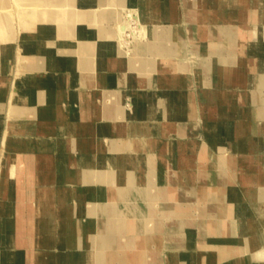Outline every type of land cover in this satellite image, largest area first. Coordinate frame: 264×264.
<instances>
[{
	"label": "bare ground",
	"instance_id": "1",
	"mask_svg": "<svg viewBox=\"0 0 264 264\" xmlns=\"http://www.w3.org/2000/svg\"><path fill=\"white\" fill-rule=\"evenodd\" d=\"M34 1H40L44 6H46L47 2L50 3V5L42 10L30 8L24 10V12H20V22L31 18V20H35V22L41 24L32 27L37 28L36 33L33 32L34 34H27L21 38L19 51L21 53L23 51L30 52L27 47L34 42L33 45L36 50L34 55H31L33 57L32 60H34V68L36 69V84L34 86L41 102L47 101V92L48 89L51 88H57L58 95L62 98L61 88L67 85L68 82V75L64 71L65 62L63 58L59 59L55 57L53 68L50 58L47 61L37 56V53L40 51L47 52V50H44L43 44L46 45L45 40L48 35H51L53 30L57 32L61 38L65 36L72 38V42L69 44H63L62 42L56 43L54 45V50L60 49L63 51L68 48L71 53V66L76 67L78 62L76 55H79L81 58L80 61L82 60V62L92 70L84 74L83 77L85 82L97 78V80H100L101 84H107L108 90H110L112 87L110 89L109 87L112 85L109 81L115 78L114 81L116 85L118 84L121 87V91L125 90L136 96L134 113H129V111L118 105L120 97L118 92L115 91V89H111L108 92L109 99L107 108L111 111H116L115 113L117 114L123 113L124 116L133 118V121L126 125L130 135L126 134L118 138L119 142L125 145L126 143L128 144V138L131 135V140L133 139L132 137H134L133 146H124L125 148L130 147L132 149V154H129L125 160L123 158L127 166V171H123V169L117 166V157L112 153L108 156L106 169L102 167L92 168L93 172L90 173V175L97 172L104 176L99 186V191H102L107 198L106 200H100L96 204L95 201L90 198L82 199L89 209H93V214L94 211H96L94 215L98 216L94 226L87 219H84L86 225H83L82 218L80 219L79 217L77 219V226H79L76 227L77 232L80 231L83 238H87V243L89 245L92 242L91 240L94 242L92 247L87 249L84 264H93L95 261L99 264H141L146 255L143 239L147 238V235L145 238L144 236L142 237V235L147 231L146 229L149 228L157 232V235H149V242L146 239L147 246L150 242L152 243L155 241L157 243V241H159L158 236L162 228L169 229L167 232L169 234L168 236L172 237L170 239L174 242L181 239V236H185L188 242L187 245H192L191 242L195 238L194 234H192L193 230L190 229L188 225H185L186 222L193 224V219L190 218L191 215L188 214V209L177 207L173 202L174 199L170 200V202H166L159 201L156 195L149 197L147 182L143 185L141 184L142 186H139L138 190H133L129 187L141 172L145 173L144 169L140 167V161L138 162V160H148V162H150V153L153 155L157 153L155 151V143L150 134L151 130L156 129L157 123L154 120L163 121L162 124L165 125L163 129L168 130L169 123L166 122V120H168L169 117H183L186 113H191V109H188L187 104V100L190 99L189 93L191 90L188 87L186 90L183 88L191 83L189 82L190 77H192L193 80L192 85H201L199 93L201 104L208 103V106L213 105L218 111L220 131L226 134L228 138V147L232 148L235 140L246 138V131L239 125H236V121L237 117L241 114L248 119H252L250 114L251 109L249 110L250 107L248 105L249 102H247L248 97L255 98L258 102L254 106L255 111L264 110V0H185L183 3L185 8L184 16L189 23H191L190 26L194 27L192 35L193 42H187L186 47L190 48L189 46L191 45L190 50L192 53H198L200 55L199 58H195L193 63H191L192 61H190V59L180 57L172 61V55L168 54L169 49L174 50L175 47L179 44L182 45L183 42L181 36L178 35L175 30H172L174 26H176L175 23L180 19L178 12L179 0H83L82 3L86 6L100 3L103 5L110 4V6L111 4H118L119 6L130 5L135 8L141 21V30L143 34L141 35L142 39H137L136 37L135 41H133L134 44L130 43L133 46L129 49L124 48L125 40L123 39L125 34L124 28L128 26L126 24L128 22H125L126 20H121V16L123 17V15H116L117 12L115 13L110 9H106L108 6L99 12H92L93 14L89 19V14H86L85 10L82 12L77 11V9L74 11V8H70L72 10L68 8L69 10H65V12L62 13L57 9V6L60 5H73L77 0H30V3L26 5L33 6ZM202 1L204 2L202 3ZM82 8L84 9L85 7ZM82 8L79 7L78 10ZM89 9L91 10L90 7ZM11 18L12 15L10 14L5 15V17H0V58L2 59V68L0 71V101L1 96H3L6 91V82L9 77L2 73L10 69V45L13 40L9 25ZM87 19L92 22H94L95 19L108 22L102 29V35L107 41L96 43L84 40V36L86 35H98V31L93 28V25L90 23L87 24ZM198 22L199 26L197 25ZM79 23H83L84 26L80 24L79 27ZM149 23H151L152 26L155 24L156 28H158V26L160 27V24L167 23V25H170V29L164 32L159 29L152 31L156 32L157 35L154 36L156 40L153 44L150 41L146 42L144 40L146 36L149 38V34L151 33L147 27ZM202 33H204L203 36L207 43L206 53H203L200 48L202 39L199 38V35ZM36 36L38 40L35 39ZM166 38L169 39L166 40ZM5 41L9 43H5ZM109 42H111V44ZM160 43H163L161 44V46H164L163 49L160 48ZM157 54L159 57L164 56V60L161 61H164L162 63H167L164 65L167 70L161 69V62H158L160 60H158ZM29 56L30 55L23 57L29 58ZM218 63L221 65L229 64V66H234L217 68L216 65ZM26 69L27 68H24V74L20 78L16 76L15 80H13L15 86L21 87L30 82L29 80L31 78L25 73ZM194 72L195 78L192 76ZM214 74H220L224 82L218 81L220 90L213 93L204 89L202 86L211 87L214 84ZM235 84H237L236 87L240 85V89L239 91L238 89H232L235 92V96H232V90L226 86L230 87ZM173 86L174 88L170 90L169 87ZM29 87L31 88L30 85ZM19 90L17 92L15 88L10 94V115L13 113H19L21 115L26 114V105L24 102L30 100V95L23 91L19 92ZM221 99H226V101ZM205 108H207V106ZM196 113L199 119L207 118L204 114L200 116V109H197ZM40 120L43 123H47L45 115H42ZM12 127L14 130L19 128L20 125H13ZM259 139L261 140L260 143L263 144L264 135H261ZM253 142L255 141L251 140V146H254ZM28 147L31 148V146ZM47 148L48 146L42 145L38 150L46 159L48 166H46L47 169L44 168L43 172L39 170V174L44 177V181L46 182H43L38 187L37 198H32L34 200V215L31 220L29 217V221H27L32 225V229L28 232L27 236H19V234H15L14 231H8L6 232V241L0 242L2 246H0V255H2L3 252L5 256H9L7 258L9 260L8 264L76 263V261L71 259L73 252L68 250L67 241L64 240L63 230L65 223L62 224V222L67 211L66 207H64L66 203L64 204V201L61 200L57 205H54L52 200L48 198V195H50L55 188L52 189V186L50 188L48 184H46L47 181H49L48 175L52 173V161L45 155L48 154L46 151ZM171 148H173L175 152V160L177 162L179 161V167L175 168L176 171L173 175H165L164 172H159V180L164 182L166 186L168 185L170 190H172L173 187L170 182L175 183L184 173L187 177L193 178L195 173V171L192 170V162L189 160V156L179 151L175 146H171ZM94 149L95 148L91 146L87 148L88 152L91 151L95 154ZM259 149L260 153H258L257 157L262 163H260L261 169L264 170V148L260 147ZM252 155L255 156L254 153ZM205 157L206 154L204 152L202 158ZM4 160H10V156L5 150L2 151V156L0 158V187L2 185V176L5 177L6 174L4 171ZM79 160L83 161L84 159L80 156ZM182 160L184 163L180 164ZM190 169L192 170L191 172L189 171ZM27 171L30 172L29 167H27ZM7 174L10 175L9 178H11L12 181H16L15 178L19 174L18 168L15 165L8 166ZM222 175V171L220 170L219 173H217L220 180H222ZM124 180H126V182ZM244 180L248 190H250V188L257 191L260 190L261 184L257 176L248 175ZM184 188L188 190L190 195L193 193V188L188 184L181 187L182 190H184ZM2 193L3 191L0 189V198ZM127 194L132 198L133 196L138 198V203L140 205L138 212H133L127 204L128 200L124 199V196ZM183 194V192L176 191L175 195L177 196V202L178 199L184 198ZM238 196L242 197L241 194ZM247 197L252 200L254 199L251 194ZM143 201L146 203L143 204ZM76 204L77 202L75 200L73 206L74 209L79 212V207H77ZM243 206L244 204L237 203L235 207V209L237 208V210H235L236 214H234L236 218L240 216L241 210L243 211ZM256 208H258L259 211V204ZM156 209L161 212V217L156 215ZM260 210L264 214V210H262V208ZM54 211L58 212L57 218L60 222L57 228L61 229V231H58V233L55 232V234L51 232L50 228L53 220L51 214ZM174 213L177 215V218L174 217ZM237 213H239V215ZM127 216L132 219V223H134L133 226L131 225L129 227L130 237L126 236L123 231L124 226L127 225V223L124 224L125 221L123 222V219ZM166 217L169 222H165ZM9 222V225L7 224L8 222H6V224L11 226V220ZM215 227H217L215 231L218 233V237H221L219 239L222 242L234 240L236 243H240V247L241 244L245 245V242H247V239L244 238L245 236L243 237L241 229L244 228V225L242 223L237 224V221L232 218L230 220L226 219L224 214L219 216V221ZM256 227L254 223L253 227L250 224L248 228H250V231L256 232ZM75 233L72 232L73 235H75ZM230 233L233 235L231 236L232 238L229 235ZM17 237H19V239ZM261 237L258 235L257 237L252 236L248 243L255 245L263 239ZM53 245L55 247H53ZM174 245L176 246V244ZM188 255L192 260V264H196L192 257L193 252H190ZM59 257L61 259L60 261L58 259ZM233 264L238 263L236 261Z\"/></svg>",
	"mask_w": 264,
	"mask_h": 264
},
{
	"label": "crops",
	"instance_id": "2",
	"mask_svg": "<svg viewBox=\"0 0 264 264\" xmlns=\"http://www.w3.org/2000/svg\"><path fill=\"white\" fill-rule=\"evenodd\" d=\"M82 1L83 0H77L76 3L81 5ZM184 1L185 0L178 1V12L180 16L178 30L185 34L189 42L192 31L190 29L191 23H189L184 16ZM203 2L204 1H202V3ZM49 5L50 3L47 2L45 7L47 8ZM92 6H94V12H98L103 8V4L100 3ZM57 9L64 13L65 10H67V7L57 6ZM16 18L17 17L15 16V19ZM11 21L13 22V20ZM17 22L19 30L15 29L16 26L14 28L12 25L13 31H11V36H13V40L10 45V74L6 82V91L3 96H1L0 101V158L2 156V151L4 150L10 156V160H4V171L6 174L5 177L2 176V185L0 187L3 191L0 198V242L6 241V232L8 231H14L15 234L21 231L25 232V234L27 233V235L28 232L31 231L32 225L27 222L29 221V218L24 219L26 220L24 221V225L20 222V220L23 222V215H29V208L24 206L21 209L22 211H17L16 209L18 208V205L14 204L16 210L15 213L20 214L21 217H19L20 215L17 216L18 214L16 215L13 213V215L12 212H7V209L10 206H8L7 200L20 199L22 202L26 203L28 199L32 200V198H37L38 187L43 182H46L44 181V177L39 174V170H41V168L47 169L46 166H48L46 159L42 156L40 151L38 152V150L42 145L48 146L46 150L48 154L45 155H47L49 160L52 161V173L48 175L49 181H47L46 184H48L50 188L52 186V189L55 188L54 191L52 190L53 192L48 195V198L52 200L54 205H57L61 200L64 201V204L66 203L64 207H66L67 211L62 222V224L65 223L64 230L62 229L64 231V240L67 241L68 250L73 252L71 259L76 261L74 264H84L87 249L91 248L94 242L91 240L92 242L89 245L87 243V238H83L80 231L77 232L76 227H79L77 226V219L79 217L80 219L82 218L83 225H86L84 219H87L94 226L98 216L94 215L96 211H94L93 214V209H89L82 199L90 198L95 201L96 204L100 200H106L107 198L102 191H99V186L104 176L97 172H94L93 175H90V173H92L95 168L102 167L106 169V163L108 162L107 160L110 153L116 155L117 166L120 169H123V171H127V166L125 165L124 160L125 158L127 159L129 154H132V149L130 147L125 148L124 146H133L132 143L134 137H132L133 139L131 140V135L128 138V144L126 143L125 145L119 142L118 138L119 136H125L126 134L130 135L126 125H128L129 122H132L133 118L126 117L123 113L117 114L115 113L116 111H111L107 108V102L109 99L108 92L111 89H115V91L118 92V95L121 93V87L118 84L116 85L114 77V80L112 79L109 81L112 85L109 87V89L112 87L110 90H108L107 84H101L100 80H97V78L85 82L83 77L84 74L92 70H90L82 60L80 61L81 58L79 55L75 54L78 59L76 65L77 69L75 66H71L72 59L70 58L71 53L68 48L64 47L66 49L63 51L60 49H57L56 51L54 50V45L56 43L62 42L63 44H69L72 42V38L68 36L61 38V36H59L57 32H54V30L45 40L48 47L47 52L40 51L37 53V56L42 60L46 59L47 61L50 58L53 68L54 58H63L65 62L64 71L68 75V82L67 85L61 88V93L63 95L62 98L59 97L57 88H51L48 89L47 92V101L41 102L34 86L36 84V69L34 68V60H32L33 57L31 56L35 53L36 49L33 43L27 47L30 51L29 58L21 56V52L19 51L21 38L27 35V29L30 30L33 26H36L37 23L35 20H31V18L23 20L21 24L17 18ZM86 22L87 24L91 23L93 25V28L98 31V35H86L84 38L86 40L102 38V29L108 22H104L101 19H95L94 22ZM197 25L199 26V22ZM203 35L204 33L199 35V38L202 39L200 48L203 53H206L207 43ZM35 39H37V36ZM9 42L5 41V43ZM161 44L163 43H160V48L163 49L164 46H161ZM189 47L191 48V45ZM190 48H187L184 44H179L174 50L169 49L168 54L172 55V61L179 59V57L191 59L190 55L199 58L200 55L198 53H192ZM157 56L158 60H160L158 62H161V69L167 70L164 67L167 63L165 64L162 63L164 61H161L164 60V56L159 57L158 54ZM1 62L2 59L0 58V71L2 68ZM230 66L229 64L221 65L219 63L216 65L217 68ZM24 68H27L25 73L31 78L29 80L30 82L21 87L17 85L15 86L13 80H15L16 76L17 78H20L24 74ZM213 80L214 84L211 87H202L213 93L218 92L220 90L218 81L224 82V80L220 74H214ZM236 86L237 84L226 87L231 90L238 89L239 91L240 85L238 87ZM15 88L17 92L20 89L19 92L23 91L30 95V100L24 102L26 105V114L21 115L17 113L19 116L14 113L10 115L9 112L10 94ZM172 88H174V86L169 87L170 90ZM189 89L191 92L189 93L190 99L187 100V104L188 109H191V113H186L183 117H169L166 121L169 123L168 130L163 129V126H165L162 124L163 121L157 119L154 120L157 123L156 129L151 130L150 134L155 143V151L157 153H155V155L150 153L151 156H149L151 157V163L148 162V160H138V162L140 161V167L144 169L145 173L141 172L140 175L133 180L131 185L128 183L130 185L129 188L138 190L139 186H142L147 182L149 197L156 195L159 201L166 202H170V200L174 199L173 202L177 207L189 210L188 214L191 215L193 224L186 222L185 225H188L192 230L194 229L199 232L203 231L199 233V235L202 234L207 236L209 233L213 232V230H217V227L215 226L219 221V216L223 214L229 220L231 218L236 220L237 224L242 223L244 225V228H241L242 234H245L247 231H250V228H248L249 225L251 224L253 227L254 224L253 222L248 224L241 218L247 213V209H250L253 214L262 213L260 208L258 211L256 206L260 200L264 199V188L262 190L260 188L259 191L251 188L248 190L244 179L248 175L257 176L260 180V184H264V170L261 169L262 163L257 157L258 153H260L259 148H264V143H260L261 140L259 139L261 135H264V110L255 111L254 106L258 102L255 98L248 97L247 102H249V110L251 109L250 114L253 120L250 118L248 119L242 114L237 117L236 125H239L246 131V138L238 139L237 141L235 140L234 146L230 148L228 147V138L226 134L220 131L219 113L216 108L213 105L208 106V103L201 104L199 97L200 90L197 94H194L191 87ZM233 90L231 95L235 96ZM127 98L129 99L128 95L123 97L122 105L128 104ZM221 100L226 101V99ZM206 106L207 108H205ZM121 108L123 107L121 106ZM197 109H200V116L201 114H204L207 118L199 120V116L196 113ZM42 115H45L47 123H43L40 120ZM195 120L201 122L206 137L204 141L197 140L199 130L198 127L193 126ZM13 125H20V127L13 130ZM251 140L255 141L253 142L254 146H251ZM28 146H31V148ZM88 146L95 148V154L91 151V153L88 152ZM171 146H175L179 151L189 156V160L192 162V169L195 171L193 178L187 177L184 173L175 183L170 182L173 186L172 190H170L168 185L166 186L164 182L159 180L160 171L164 172L165 175H173L176 171L175 168L179 167V161L177 162L175 160V152ZM33 147L35 151L33 150ZM204 152L206 157L202 158ZM253 153L255 156L252 155ZM80 156L83 157V161L79 160ZM12 165H15L19 171L18 176L15 178L16 181H12L11 178H9L10 175L7 174L8 166ZM27 167L30 168V172L27 171ZM220 170L223 174L222 180L217 176V173H219ZM124 181L126 182V180ZM187 184L193 188V193L191 195L188 193V190H185V188V192L181 189L183 185L185 186ZM232 187H236L238 193H240L242 197L237 196L236 192H231ZM176 191L184 193V198L178 199V202L176 201ZM249 194L253 195V200L247 197ZM22 198H24V200ZM124 199L128 200L127 204L133 212H138L140 207L138 198L135 196L132 198L127 194L124 196ZM73 200H76V206L79 207V212L74 209ZM145 203L146 202L143 201V204ZM236 203L244 204V206H246H243V211L241 210L240 216H237V218L234 216V214H236L235 210H237V208L235 209ZM249 203L252 204V208H248ZM11 207L12 206H10V208ZM30 214L31 220L34 212H31ZM237 214L239 215V213ZM51 215L53 220L50 228L51 232L55 234V232L58 233V231H61V229L57 228L59 226L58 223L60 222L57 218L58 212L54 211ZM156 215L160 217L162 215L158 209H156ZM176 216L177 215L174 213V217ZM10 220L12 223L11 226H8ZM124 221V224L127 223V225L124 226L123 231L126 236L130 237L131 234L129 233V227L131 225L133 226L134 223H132V219L128 216L123 219V222ZM6 222H8V225ZM165 222H169L167 217L165 218ZM166 229L167 228H164L163 230ZM72 232H76L75 235H73ZM21 235L23 236V233H21ZM53 247L55 246L53 245ZM165 248L166 247L164 246V249ZM58 259L59 261L61 260L60 257Z\"/></svg>",
	"mask_w": 264,
	"mask_h": 264
},
{
	"label": "rangeland",
	"instance_id": "3",
	"mask_svg": "<svg viewBox=\"0 0 264 264\" xmlns=\"http://www.w3.org/2000/svg\"><path fill=\"white\" fill-rule=\"evenodd\" d=\"M25 1H26V3H25ZM76 2H74L73 5L67 4L68 6H66V5H60V6H66L67 10H69L70 8H74L73 9L74 11L76 9H77V11H82V12L85 10V13L89 14L88 18L91 17V15L93 14L92 12H94V9H93L94 6H92V5L86 6L82 2H81L82 4L79 5ZM28 3H30V0H0V17L1 16L5 17V15H7V14H10V15L13 16V18L10 19V22H9L10 32L13 31V27L15 28V26H16L15 29L19 30L18 24H17L18 23L17 22V18L19 19V22H20V12H24V10H27V9H30V8H34L35 10H42V9L46 8L40 1H34V5L33 6L26 5ZM20 4H22V5H20ZM71 6H74V7H71ZM75 6H77V7H75ZM107 6L110 7V8H108ZM79 7L80 8L85 7V8L84 9L82 8L83 10L82 9L78 10ZM89 7L91 8V10L89 9ZM50 8H55V7H50ZM103 8L110 9V10L114 11L115 13L117 12L116 15H119V14L123 15V17L121 16V20H124V21L126 20L125 22H128V23H126L128 25L126 27L127 29L124 28L125 34H124V38L123 39L125 40V42L122 39L123 42H124V48L125 49H129V48H131L133 46L132 44H134L133 41H135L136 37H137V39L138 38L142 39L141 35L143 33H142V30H141V21H140V19L138 17V14H137V11L135 10V8H133L130 5H121V6H119L118 4H111V6H110V4L103 5ZM70 10H72V9H70ZM87 10H88V12H87ZM15 16L17 17L16 19H15ZM130 18H131V20H130ZM136 18H137V20H136ZM11 20H13V22ZM87 21H91V20L87 19ZM179 21H180V19H179ZM179 21L177 23H175L176 26H174V28L172 30H175L177 32V34L181 36V39L183 41L182 45L184 44L186 46L188 40H187V37L185 36V34L182 33L180 30H178ZM20 24H21V22H20ZM40 24L41 23L38 22L36 24V26L40 25ZM80 24L82 25L83 23H79V27H80ZM12 25H13V27H12ZM153 25L154 26H152L151 23L148 24L147 27L149 28L148 30L151 33L149 34V38H147L148 36H146L144 40L146 42L150 41V42H152L154 44V42L156 40V37H154L156 35V32H152V31L159 29L160 31L164 32V31L170 29V25H167V23L166 24H160V27L158 26V28H156L155 24H153ZM82 26H84V24ZM193 28L194 27L190 26V29L192 31V34H191V37H190V40H189L190 43L193 42V40H192L193 39V37H192ZM36 30H37V28H32L30 30L27 29V31H28L27 34H34V33H36ZM6 34H7V32H6ZM126 34H127V36H126ZM102 38H100L101 40L99 38H96V40L88 39L87 41L96 42V43L107 41L104 38L103 35H102ZM167 39H169V38H166V40ZM84 40L86 41L85 38H84ZM109 43L111 44V42H109ZM130 43H132V44H130ZM43 47H44V50H48L47 45L43 44ZM23 52L21 53L22 56L30 55V52H26V51H23ZM32 55H34V54H32ZM190 57H191L190 61L193 62L195 60V56L190 55ZM9 72H10V69L8 71L3 72L2 74L6 75L8 77L9 74H10ZM192 76H194V78H195V72L193 73ZM192 81H193L192 77H190L189 78V82H191V83H189L188 86H184L183 88L186 90L187 87L188 88L191 87V89L193 90L194 94H197L199 92L201 86L194 85V84L192 85ZM180 90H182V89H180ZM126 95L129 96L130 100L127 98V103L128 104H123L124 105L123 106L122 105V99ZM135 101H136V96L135 95H133L132 93H130L128 91L122 90L121 93H120L118 105L122 106L124 109L129 111V113L130 112L134 113V107L136 106ZM199 120H201V119H199ZM193 126L194 127H198V130H199L198 134H197V140L198 141H204L206 139V137L204 135L201 122H199L198 120H195L194 123H193ZM150 163H151V161H150ZM183 163L184 162L182 160L180 164H183ZM192 170L190 169L189 171L191 172ZM43 171H44V169L41 168L40 172H43ZM260 188L263 189L264 188V184H261ZM231 192H233V193L236 192V194H238V195L240 194V193H238V190H237L236 187H232V191ZM22 199L24 200V198H22ZM7 203H8V206L9 205L12 206L11 208H10V206L8 207L7 212H12V214L16 210L17 211H22L21 209L24 206L29 208V210H30L29 211V215H23L24 216L23 219H22L23 222L20 220V222L23 225L25 224L24 221H26L24 219H26V218L28 219L30 217V215H31L30 213L34 212V209H33L34 208L33 207L34 206V200L33 199L32 200L28 199L26 201V203L22 202L20 199H15V200L14 199H8ZM14 204L18 205V208L16 210H15V205ZM258 204H259V208L260 209L262 208V210H264V199L260 200L258 202ZM236 205H237V203H236ZM236 205H235V207H236ZM251 206H252V204H250L248 206V208L249 207L252 208ZM249 210L250 209H248V211H247V215L245 214V215H243L244 217H241V218L243 220H245L248 224H250L252 222L256 223L255 226H257L256 227L257 229H256V232L247 231L245 234H243V237L245 236L244 238L247 239V242H245V245L241 244V247H240V245H239L240 243L237 242L238 243L237 244L234 240H230L231 242L230 241H226L227 239L225 240L226 242H222L219 239L221 237H218V233H216V231L211 232L207 236H205V235H202V234L199 235V233H201L203 231L199 232V231H195L194 229L192 231V234H194L195 238L191 242L192 245H187L188 242L186 241L187 239H186L185 236H181L182 241H181V239H178L177 242H174L172 239H170L172 237L168 236L169 234L167 232H168L169 229L167 228L166 230H163L164 228H162V231H161V233L159 232L160 234L158 236L159 241H157V243L155 241L152 242V243L150 242V244L147 246V240L149 242V235L150 234L153 235V236L157 235V232H155L154 230L149 228V229H146L147 231H145L144 234L142 235V237L144 236V238L147 235V238H146L147 240L143 239V244H144V246L146 248V250H145L146 251V253H145L146 255L144 256V259L142 260L141 264H192V260L190 259L189 255H188L190 252H193L192 257H193V259H194L196 264H233L236 261H237L238 264H264V214L263 213H260V214H253L252 213L251 214V212ZM255 210H256V208H255ZM19 215L20 214H18L17 216H19ZM252 215H254V216H252ZM19 217H21V215ZM226 219H228V218H226ZM150 230H151V232H150ZM17 233L19 234V236H21V233H23V236H25V235L27 236V233L25 234V232L19 231ZM252 233H253V235H252ZM197 235H198V237H197ZM229 235H230V237L233 236L231 233ZM257 235L259 237L262 236L261 238H263V239H261L255 245L248 243L250 237H252V236H256L257 237ZM17 238L19 239V237H17ZM174 244H176V246ZM164 246L166 247L165 249H164ZM244 246H245L246 249L244 248ZM8 257L9 256H5V254L2 252V255H0V264H8V262H9V260L7 259ZM93 264H99V263L95 261Z\"/></svg>",
	"mask_w": 264,
	"mask_h": 264
}]
</instances>
